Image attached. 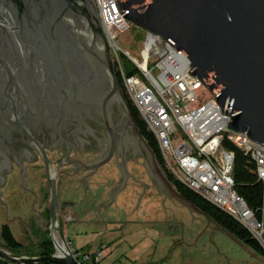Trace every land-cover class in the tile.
Wrapping results in <instances>:
<instances>
[{
    "label": "water",
    "instance_id": "water-1",
    "mask_svg": "<svg viewBox=\"0 0 264 264\" xmlns=\"http://www.w3.org/2000/svg\"><path fill=\"white\" fill-rule=\"evenodd\" d=\"M114 4L120 17L181 52L189 62L187 74L196 76L229 118L226 132L245 134L251 142L264 145V0H115ZM95 110L102 115L108 141L105 157L93 163L66 159L72 129L84 124V118L96 122ZM38 123L45 141L58 140L65 147L64 156L50 165L39 153ZM33 128L39 135L37 146L31 141ZM13 130L26 135L28 143L10 139L7 131ZM58 131L64 132L65 141ZM113 131L119 136L114 166L121 173L120 185L100 205L109 204L130 177L123 163V151L129 145L132 154L139 152L148 179L164 192V198L213 224L174 190L140 136L117 84L92 0H0V187L12 171L10 162L18 168L21 185L19 161L6 143L19 141L20 146L35 150L45 164L48 234L55 250L49 256L28 257L0 247L1 260L77 264L62 251L56 254L53 232L62 243L64 237L56 225L55 172L60 167L67 170L60 183V198L69 192L75 196L77 183L84 180L87 185L108 163ZM79 204L65 200L59 207Z\"/></svg>",
    "mask_w": 264,
    "mask_h": 264
},
{
    "label": "built area",
    "instance_id": "built-area-1",
    "mask_svg": "<svg viewBox=\"0 0 264 264\" xmlns=\"http://www.w3.org/2000/svg\"><path fill=\"white\" fill-rule=\"evenodd\" d=\"M114 1L92 0L123 95L152 134L163 168L180 186L233 219L264 256V145L251 142L245 134L226 132L229 118L196 76L187 74L189 62L179 50L146 31L133 53L119 48L116 38L131 23L120 17ZM122 56L135 69L133 74H125ZM223 140L253 163L261 185L259 217L234 192L233 154L221 147ZM54 241L77 264H98L102 258L99 250L79 252L70 242L62 243L55 236Z\"/></svg>",
    "mask_w": 264,
    "mask_h": 264
},
{
    "label": "rangeland",
    "instance_id": "rangeland-1",
    "mask_svg": "<svg viewBox=\"0 0 264 264\" xmlns=\"http://www.w3.org/2000/svg\"><path fill=\"white\" fill-rule=\"evenodd\" d=\"M143 35V29L134 24H130L128 30L116 38V42L122 50L133 53L142 42ZM126 170L131 177L128 179L129 181L126 188L127 199L132 200L134 204L131 210L135 211L136 202L143 200L141 208L144 212L160 213L162 219V226L160 228L162 238L154 241L149 235L151 231L142 229L138 233L131 235L132 237L124 239L114 251V255H125L123 252L125 251L124 248H126V254L129 253L128 257L134 258L139 256V253L145 247H149L150 243H156L160 245L159 251L162 255L164 264H264L263 257L253 253L227 233L220 229H212V225H206L208 223H206L204 218L202 220L200 216L190 214L186 210L179 208L176 203L164 198L163 195L159 193V190H156L158 188L148 179L140 158H135L127 162ZM114 171L111 165L102 166L98 169L97 172L102 173L101 176L99 175L100 182L103 183L101 187L108 184L110 180L111 182L117 181L118 174L116 171L114 178H111V174L114 173ZM97 172L94 175L95 177L99 174ZM145 186H147L146 189ZM90 192L91 197V195L98 193V190L95 191L94 188H91ZM109 193L110 191H107L105 197ZM159 194L161 196H159ZM92 209V205L90 207H83L80 213L82 216L92 215V223L81 225V229H84L86 232L85 234H79L76 239H72L68 234L67 240L64 234H62L65 242H69L68 240L70 239L73 240V244L72 242H70V244L73 248H75L73 246L75 245L77 247L75 249L79 252H95L99 250L102 258L98 264H107L108 260L112 258L113 253L111 252V254L108 255V250H104V245L102 243L106 241V236L104 235L105 233H103L104 231L101 230V224L95 223L96 213L92 214ZM12 217L10 211L2 213L0 217V226L6 224L11 227L12 236H14V238L27 250L26 253L32 254L41 238L44 237L49 240L48 226L43 225L42 231H40L34 226L28 225L27 232H25L21 230L18 225L13 224ZM67 219L72 221L75 220L72 216H60L57 219L56 225L60 228L61 232L62 229L67 228L65 225ZM174 221H176V223ZM160 229L157 228V230ZM53 236H55L58 241L59 238L55 232H53ZM96 240H99V244L94 245L93 243ZM86 243L88 246L85 245ZM57 245L59 244L57 243ZM91 247H93V250L87 251V249ZM53 252H55L54 248Z\"/></svg>",
    "mask_w": 264,
    "mask_h": 264
},
{
    "label": "flooded vegetation",
    "instance_id": "flooded-vegetation-1",
    "mask_svg": "<svg viewBox=\"0 0 264 264\" xmlns=\"http://www.w3.org/2000/svg\"><path fill=\"white\" fill-rule=\"evenodd\" d=\"M117 84L119 86L118 82ZM119 88L121 90L120 86ZM94 116L96 122L84 118L83 119L84 124L78 127H74L72 129L70 133V139L68 140V152L67 155L65 156L66 159L93 163L98 159H103L105 157L108 149V141L105 133V127L103 124V118L98 110H95ZM38 127L41 130L39 153L44 158V160L47 161V164L50 165L51 163L61 159L64 156L65 147L62 144H59L58 140H56L53 144H50L48 141H45L44 129L42 124L38 123ZM63 130L65 132L69 131L67 127H63ZM32 132H33L31 136L32 145L37 146L39 142V135L37 134L36 128H33ZM7 135L12 140H17L18 138H20L24 142L28 143L27 136L22 135L20 130L17 131L13 130L12 133L10 131H7ZM58 136L63 141H65L64 132L58 131ZM118 138H119L118 132L113 131L112 134L113 142L111 148L112 153L108 163L105 166L111 165V167H113L114 170L117 172L118 174L117 182L119 185L121 179V173L114 166V155L118 143ZM6 145L19 161L21 167V185L18 178V168L12 162H10V167L12 168V171H10L8 174L5 175V182L0 187V211L2 213L9 211L8 204L6 203V199L4 198V194H5L4 192H10L9 195H12L13 202L15 203V205L18 207H22L28 213V219L26 221L23 220L21 221L19 218H12V221L16 219L14 220V222H16L18 227H20L21 230H24L25 232H27L28 225L34 226L35 228L42 231L43 225L49 227V216H48L49 199H48V191H47V183H46V175H45V164L43 160H40V157L38 156L35 150L27 146H20L19 141L8 142L6 143ZM139 156L140 155L138 151H134L132 154V147L126 145L125 151H123V163L125 167L127 162L134 160L135 158L138 159L140 158ZM115 162L116 165L120 164V156L116 155ZM66 163H72V162H64L62 164H66ZM73 165L75 168H77L75 164ZM65 168L60 167L55 172L56 196H57L56 223L58 217L64 216L66 211H69L70 209H74V208L78 210L77 206L66 207L64 205L62 210H60L59 207V203L62 201L67 200L69 202H74V199L72 197L74 195H70V192L64 195L63 199L60 198V192H59L61 190L60 183L61 180L63 179L64 174L67 173V170ZM128 179L129 177L127 178V180ZM85 184L86 183H84V180H81L79 181V183H77L78 188L75 191L76 196H81L86 193L87 185ZM74 187H76V184L74 185ZM30 192L33 194V196ZM159 193H161L162 195L164 194L162 190H159ZM82 209L83 208H80L79 211H82Z\"/></svg>",
    "mask_w": 264,
    "mask_h": 264
},
{
    "label": "crops",
    "instance_id": "crops-1",
    "mask_svg": "<svg viewBox=\"0 0 264 264\" xmlns=\"http://www.w3.org/2000/svg\"><path fill=\"white\" fill-rule=\"evenodd\" d=\"M97 173H99L98 176L91 177L88 180L87 190L84 195L72 196L74 199V202L81 201V205L79 204L77 206L78 210H76L75 208L70 209L69 211H66L65 215L63 216V217L72 216V218L75 219L73 221L66 220L67 223L65 225L67 228H65L66 230L62 229V233L64 234L65 239L67 238L68 234L71 236L72 239L73 238L76 239L78 238L77 236L79 234L86 233L84 229H81V225L92 223V220H91L92 215L82 216V214H80L81 211H79V209L84 204H86L87 207H90L92 205L93 209L91 212L92 214L96 213L95 223L101 224L102 226L101 230L104 231L103 233H105L104 235L106 236V241L102 243L104 245V250L106 249L108 250L107 251L108 255H110L111 252L113 253L112 258L108 260L107 264H164L162 261V255L160 254V251H159L160 245H157L156 243L154 244L150 243L149 247H145L139 253L140 255L134 258L128 257L129 253L126 254V248H124L125 251L123 252V254L125 255H118V256L114 255V251L119 247V245L121 244V242L124 241V239L128 237H132L131 235L138 233L142 229L150 230L151 232L149 235L153 238L154 241H156V239L160 240L162 238V235H161L162 232L160 229L162 226L161 214L158 212L157 213L156 212H153V213L144 212L141 208L143 200L136 202L135 211L131 210L134 204L132 200L127 199V196H126L127 195L126 188H127L129 180H126L123 186L113 194L109 204L100 205L107 199L111 191L114 190L116 187H118L120 184L118 185L117 181L111 182L110 180L108 184H105L103 187H101L103 183L100 182L99 175L101 176L102 173L101 172H97ZM114 176H115V171L114 173L111 174V178L112 177L114 178ZM91 188H94L95 191L98 190V193H96L95 195H91L90 197ZM146 188L147 186H145V189ZM107 191H110V193L105 197V194ZM4 193H5L4 198L6 199V203L8 204L9 211L12 213V216H13L12 218H19L21 221L22 220L26 221L28 219V213L26 212V210H24L22 207H18L15 205V203L13 202L12 195H9L10 192H4ZM159 196L161 195L159 194ZM61 199H63V197H61ZM178 207L186 210L185 208L179 205ZM1 216H2V212L0 211V217ZM201 219L203 220L202 217ZM14 220H13V224L17 225L16 222H14ZM174 222L176 223V221ZM206 225L207 226L212 225V229L217 230V228L211 223L210 224L208 223ZM157 226H160V227H157ZM8 228L11 232V227L8 226ZM157 228H159L160 230H157ZM67 229H68V232H67ZM99 240L94 241L93 244L94 245L99 244L98 243ZM68 241L72 242L73 244V240L70 239ZM85 245L88 246L87 243ZM73 246L77 248L75 245ZM92 250H93V247L87 249V251H92Z\"/></svg>",
    "mask_w": 264,
    "mask_h": 264
},
{
    "label": "trees",
    "instance_id": "trees-1",
    "mask_svg": "<svg viewBox=\"0 0 264 264\" xmlns=\"http://www.w3.org/2000/svg\"><path fill=\"white\" fill-rule=\"evenodd\" d=\"M123 58V56H122ZM123 67L126 75H131L135 72V69L132 68L128 62L123 58ZM116 76V80L121 87L120 81ZM122 90V87H121ZM126 99V98H125ZM127 101V100H126ZM129 109L132 114V118L135 122V125L138 129V132L142 139L147 144L148 148L152 151L155 160L158 166L163 171L165 177L172 185L174 190L181 195L183 199L195 206L199 211H201L205 216H207L210 221L218 226L223 232L230 235L236 241L247 247L253 253L264 258L259 246L250 238L248 233L241 228L233 219L227 216L222 211L218 210L211 204L207 203L199 196L189 191L188 189L180 186L175 182L170 175L165 171L162 166V161L158 148L156 146L155 140L152 134L146 130L143 122L140 120L136 110L127 102ZM221 147L226 149L233 154V163L231 169V178L233 181L234 192L245 202L248 209L253 211L257 217L260 215L261 206V185L257 181V178L253 172L254 166L251 160L247 155L234 147L231 143L226 140L221 142ZM263 215H264V206H263ZM0 246L7 252L18 255V256H28V257H37V256H49L53 253V248L49 240L44 237L41 238L32 254L26 253L27 250L16 241L12 236L8 226L3 224L0 226ZM0 264H12L0 259ZM48 264V263H43Z\"/></svg>",
    "mask_w": 264,
    "mask_h": 264
},
{
    "label": "bare ground",
    "instance_id": "bare-ground-1",
    "mask_svg": "<svg viewBox=\"0 0 264 264\" xmlns=\"http://www.w3.org/2000/svg\"><path fill=\"white\" fill-rule=\"evenodd\" d=\"M56 249H57L58 251H61V250H62V246L57 245V246H56Z\"/></svg>",
    "mask_w": 264,
    "mask_h": 264
}]
</instances>
